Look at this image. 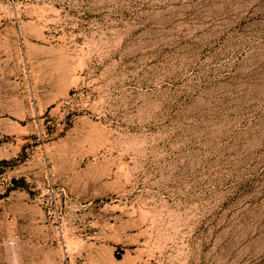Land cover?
Listing matches in <instances>:
<instances>
[{
    "label": "rangeland",
    "instance_id": "1",
    "mask_svg": "<svg viewBox=\"0 0 264 264\" xmlns=\"http://www.w3.org/2000/svg\"><path fill=\"white\" fill-rule=\"evenodd\" d=\"M0 264H264V0H0Z\"/></svg>",
    "mask_w": 264,
    "mask_h": 264
}]
</instances>
